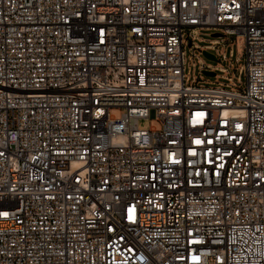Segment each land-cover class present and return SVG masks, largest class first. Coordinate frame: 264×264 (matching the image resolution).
<instances>
[{
	"label": "built area",
	"instance_id": "1",
	"mask_svg": "<svg viewBox=\"0 0 264 264\" xmlns=\"http://www.w3.org/2000/svg\"><path fill=\"white\" fill-rule=\"evenodd\" d=\"M0 264H264V0H0Z\"/></svg>",
	"mask_w": 264,
	"mask_h": 264
},
{
	"label": "rangeland",
	"instance_id": "2",
	"mask_svg": "<svg viewBox=\"0 0 264 264\" xmlns=\"http://www.w3.org/2000/svg\"><path fill=\"white\" fill-rule=\"evenodd\" d=\"M216 32L211 31V30H203L201 31V38L202 40L200 41H196V44L199 45L200 47H204L209 45L208 41H212L215 40V37H213V35ZM186 60H187V70L190 71V75L191 76H197L199 77L198 72L201 69V63H203L204 65H209V66H213V67H217V68H224V69H228L229 72H222L217 70L216 76L213 77H208L206 75H202L201 77V85H205V86H212V87H217V86H222L221 84H232V85H236L239 83L238 79H237V74H238V70L242 67V65L244 64L243 60H241L238 64H237V58L238 57H242L244 54L243 51V41L239 40L237 43L234 42L232 45H229L226 49V54L229 57V60L227 61V63H224L222 60L218 59L217 61L215 60H211L208 57H206L203 53V50H196V51H190L189 47H188V42L186 41ZM233 49V57L231 60L230 57V51ZM223 51V49H222ZM194 55L196 57H194ZM191 58V60H190ZM231 61H233V65H231ZM194 62L196 63V69L194 70L191 67V63ZM224 77V78H223ZM229 78L233 79V82L229 81ZM246 85V77L245 75L241 76V88H244ZM240 89V87H237ZM112 115L114 117L119 118L121 116V112L120 110H113ZM139 126L143 127L144 129H149V128H159V123H157L154 120H147V119H143L139 121Z\"/></svg>",
	"mask_w": 264,
	"mask_h": 264
},
{
	"label": "water",
	"instance_id": "3",
	"mask_svg": "<svg viewBox=\"0 0 264 264\" xmlns=\"http://www.w3.org/2000/svg\"><path fill=\"white\" fill-rule=\"evenodd\" d=\"M214 36H218V35H214ZM204 55L206 56V57H208L209 59H211V60H215L216 61V58L213 56V55H211V54H209V53H207V52H204ZM205 74L206 75H209V76H215V74L214 73H210V72H205Z\"/></svg>",
	"mask_w": 264,
	"mask_h": 264
}]
</instances>
